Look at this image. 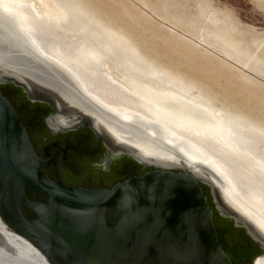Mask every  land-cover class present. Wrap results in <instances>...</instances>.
<instances>
[{
	"label": "bare ground",
	"instance_id": "6f19581e",
	"mask_svg": "<svg viewBox=\"0 0 264 264\" xmlns=\"http://www.w3.org/2000/svg\"><path fill=\"white\" fill-rule=\"evenodd\" d=\"M83 7L75 0H0V31L11 40L0 36V79L29 77L86 107L145 162L187 167L217 184L201 168L208 166L222 178L224 196L264 232V125L192 94L187 78L147 59ZM0 264L52 263L0 216Z\"/></svg>",
	"mask_w": 264,
	"mask_h": 264
},
{
	"label": "water",
	"instance_id": "95a60500",
	"mask_svg": "<svg viewBox=\"0 0 264 264\" xmlns=\"http://www.w3.org/2000/svg\"><path fill=\"white\" fill-rule=\"evenodd\" d=\"M0 81L27 84L11 75ZM140 160L151 170L108 189L52 181L0 91V216L52 264H235L220 242L201 183L209 184L220 202L264 240V232L224 196L222 178L208 166L201 168L217 184L187 167ZM27 189L46 201L29 199ZM217 221L225 226L219 216ZM225 240L232 249L238 242L233 235Z\"/></svg>",
	"mask_w": 264,
	"mask_h": 264
},
{
	"label": "rangeland",
	"instance_id": "374dc122",
	"mask_svg": "<svg viewBox=\"0 0 264 264\" xmlns=\"http://www.w3.org/2000/svg\"><path fill=\"white\" fill-rule=\"evenodd\" d=\"M75 2L129 37L147 59L183 81L187 78L184 83L192 94L209 96L218 105L264 125V0ZM6 32L0 31V36L8 44Z\"/></svg>",
	"mask_w": 264,
	"mask_h": 264
},
{
	"label": "flooded vegetation",
	"instance_id": "af4514ba",
	"mask_svg": "<svg viewBox=\"0 0 264 264\" xmlns=\"http://www.w3.org/2000/svg\"><path fill=\"white\" fill-rule=\"evenodd\" d=\"M29 86L0 81V91L14 107L41 169L52 181L86 189H108L134 174L151 170L136 155L139 148L103 124L97 114L49 87ZM201 185L213 209L220 242L233 263L255 264L264 258V240L220 202L209 184ZM26 194L29 199L46 201L33 190L27 189ZM24 214L34 217L26 210ZM218 216L225 226H220ZM227 235L238 240L233 249L225 240Z\"/></svg>",
	"mask_w": 264,
	"mask_h": 264
}]
</instances>
